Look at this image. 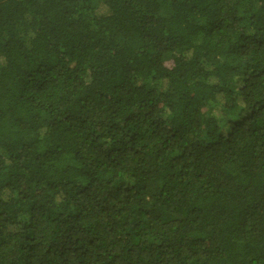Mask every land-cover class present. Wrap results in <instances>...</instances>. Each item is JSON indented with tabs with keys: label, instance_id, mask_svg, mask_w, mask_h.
<instances>
[{
	"label": "trees",
	"instance_id": "obj_1",
	"mask_svg": "<svg viewBox=\"0 0 264 264\" xmlns=\"http://www.w3.org/2000/svg\"><path fill=\"white\" fill-rule=\"evenodd\" d=\"M0 264H264V0H0Z\"/></svg>",
	"mask_w": 264,
	"mask_h": 264
},
{
	"label": "rangeland",
	"instance_id": "obj_2",
	"mask_svg": "<svg viewBox=\"0 0 264 264\" xmlns=\"http://www.w3.org/2000/svg\"><path fill=\"white\" fill-rule=\"evenodd\" d=\"M163 89H165V88H163Z\"/></svg>",
	"mask_w": 264,
	"mask_h": 264
}]
</instances>
